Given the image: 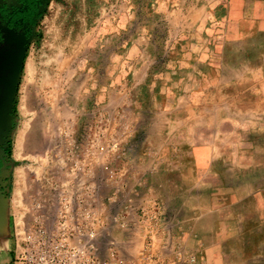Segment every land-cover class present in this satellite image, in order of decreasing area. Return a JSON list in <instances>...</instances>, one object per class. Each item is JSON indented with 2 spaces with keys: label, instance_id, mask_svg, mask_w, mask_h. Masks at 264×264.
Returning <instances> with one entry per match:
<instances>
[{
  "label": "rangeland",
  "instance_id": "374dc122",
  "mask_svg": "<svg viewBox=\"0 0 264 264\" xmlns=\"http://www.w3.org/2000/svg\"><path fill=\"white\" fill-rule=\"evenodd\" d=\"M119 17L122 24L131 22L127 30L132 33L133 51L138 55L144 54L150 35L163 41L164 50L174 37L181 40L176 44L175 53L181 58L188 56L185 52L189 47L194 57L205 46L213 55L211 72L206 64L196 65L197 82L204 83V76H211L213 95H182L180 101L181 119L192 120L187 106L196 103L201 136L205 142L211 137L213 151L228 161V170L213 178L211 190L200 195V203L203 210H211L214 219L226 213L243 212L246 218L257 215L264 208V190L257 191L258 186L264 184V175L259 174L263 170L254 166L264 163V124H259L264 123V76L248 71L264 68L260 48L264 41V0H52L39 17L26 46L12 112L7 120L10 127L7 132L10 213L16 230L43 227L45 199L53 201L51 212L56 215V202L79 198L83 185L91 182L81 170L89 132L75 123L82 120L87 111L88 119L99 118L100 111L94 103L92 111L81 103L79 88L84 77L71 71L76 65L67 70L62 61L69 55H83L84 52L76 48L79 38L97 26L114 24ZM238 27L241 43L229 44L227 61L221 66L220 42L224 31L229 30L230 42L236 41L237 33L231 30L236 31ZM76 77L81 81L76 83ZM224 77L227 84L222 89ZM168 97V101L176 100V96ZM116 115L121 120L126 119L124 113L118 111H110L103 119ZM176 116L173 115L175 119ZM184 130L181 134H185ZM109 131L108 128L98 129L100 136L110 134ZM98 146L102 155L115 147L114 143L105 141ZM238 158L246 167L243 175L237 173V169L240 171ZM99 187L102 258L111 248L126 264H144V249L158 247L160 241L144 242V207L138 209L142 217L140 225H135L136 222L128 225L125 219L130 203L126 187L118 181L117 171L103 156ZM188 203L191 200L185 196L184 205L172 208L170 214L191 215ZM154 208L146 210L150 223L157 216ZM130 214L131 220L137 217L136 211L131 210ZM250 224L251 221L246 220V227ZM154 226L149 224L147 230L150 232ZM137 228L141 230L139 240L131 239ZM184 228L186 237L182 243L189 242L190 238L188 226ZM175 238L171 235L166 240L168 249L179 244ZM250 243L246 238V248ZM150 259V263L158 262L153 253Z\"/></svg>",
  "mask_w": 264,
  "mask_h": 264
},
{
  "label": "crops",
  "instance_id": "0c3cea01",
  "mask_svg": "<svg viewBox=\"0 0 264 264\" xmlns=\"http://www.w3.org/2000/svg\"><path fill=\"white\" fill-rule=\"evenodd\" d=\"M130 25L131 22L122 24L119 17L112 25L97 26L80 37L76 44V48L84 54L69 55L62 61L67 70L76 65L71 71L84 77L79 88L82 91L81 103L89 111L96 104L100 111L99 118L88 119L87 111L85 117L75 123L79 128H84V132H89L82 153L81 170L86 180L91 181L83 185L81 196L75 201L80 202L83 211L97 221L101 245L99 175L103 156L117 171L118 181L126 187L130 203L125 219L128 225L134 222L140 225L142 217L138 215L141 212L138 209L144 207V242L152 239L160 241L158 247L144 249V264H155L150 263L152 253L158 258L156 264H264V208L250 218H246L243 212H237L214 219L211 210H203L200 203V195L211 190L213 178L228 170V161L222 154L213 151L211 137L209 142H205L201 136L202 127L198 128L196 120V103L187 106L192 120L181 119L180 101L182 95H213L211 76L205 75L203 83L197 82L196 75L197 64H206L208 71H212L213 55L205 46L194 57L189 47L185 52L188 56L181 58L175 55L176 44L181 40L174 37L172 44L168 43L167 50H164L163 41L151 35L146 39L144 54L138 55L133 51L132 33L127 30ZM231 31L237 33V39L230 42L229 30L224 31L220 42L221 66L227 61L226 49L229 44L241 43V29L238 27L236 31ZM260 48L264 55V41ZM261 64H264V59ZM248 73L264 76V68H253ZM79 77H76V83L81 81ZM224 80L222 89L227 84L225 77ZM169 95L176 96V106L175 98L166 100ZM110 111L124 113L126 119L121 120L117 115L103 119ZM172 114L174 117L177 114L176 119ZM106 128L110 129V134L100 136L98 129ZM182 129H187V132L184 130L185 134H181ZM102 141L114 143V149L102 155L98 146ZM254 166L263 170L259 174L264 175V163ZM237 168L240 169H237L238 174L245 173L246 167L241 161L239 163V158ZM5 179L6 175L1 170L0 264H14L15 226ZM263 185L258 186V192L264 190ZM15 192L16 188L13 190V201ZM185 196L191 200L188 203L191 215L170 214L172 208L184 205L182 199ZM153 206L157 216L152 220L155 226L149 232L147 227L151 223L146 219V210ZM44 207L46 217L47 209L49 214L53 207V201L45 199ZM130 209L137 214L132 220L129 219ZM246 220L251 221L248 227ZM186 225L190 238L189 242L182 243L181 240L186 237L183 233ZM140 234L141 230L134 231L131 239L139 238ZM171 235L176 236L179 244L168 249L165 242ZM246 238L251 241L247 248Z\"/></svg>",
  "mask_w": 264,
  "mask_h": 264
},
{
  "label": "built area",
  "instance_id": "2783aa9c",
  "mask_svg": "<svg viewBox=\"0 0 264 264\" xmlns=\"http://www.w3.org/2000/svg\"><path fill=\"white\" fill-rule=\"evenodd\" d=\"M75 200L57 203L43 227L14 228V264H126L111 248L102 258L98 223Z\"/></svg>",
  "mask_w": 264,
  "mask_h": 264
},
{
  "label": "flooded vegetation",
  "instance_id": "af4514ba",
  "mask_svg": "<svg viewBox=\"0 0 264 264\" xmlns=\"http://www.w3.org/2000/svg\"><path fill=\"white\" fill-rule=\"evenodd\" d=\"M52 0H0V46L7 37L23 38L25 47L36 27L37 21ZM9 139L0 136V171L6 175L9 189Z\"/></svg>",
  "mask_w": 264,
  "mask_h": 264
},
{
  "label": "water",
  "instance_id": "95a60500",
  "mask_svg": "<svg viewBox=\"0 0 264 264\" xmlns=\"http://www.w3.org/2000/svg\"><path fill=\"white\" fill-rule=\"evenodd\" d=\"M25 49V40L21 37H7L0 46V136L6 135L10 128L7 120L12 112Z\"/></svg>",
  "mask_w": 264,
  "mask_h": 264
}]
</instances>
